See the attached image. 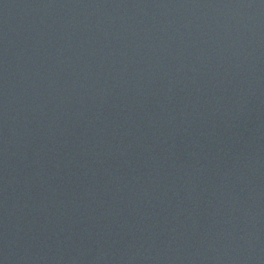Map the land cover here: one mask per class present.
<instances>
[{
	"label": "water",
	"instance_id": "95a60500",
	"mask_svg": "<svg viewBox=\"0 0 264 264\" xmlns=\"http://www.w3.org/2000/svg\"><path fill=\"white\" fill-rule=\"evenodd\" d=\"M0 264H264V0H0Z\"/></svg>",
	"mask_w": 264,
	"mask_h": 264
}]
</instances>
